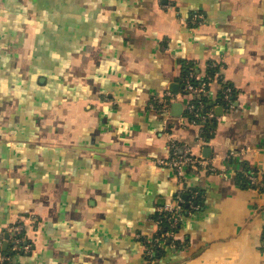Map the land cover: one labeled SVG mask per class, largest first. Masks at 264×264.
Returning <instances> with one entry per match:
<instances>
[{"label":"crops","instance_id":"0c3cea01","mask_svg":"<svg viewBox=\"0 0 264 264\" xmlns=\"http://www.w3.org/2000/svg\"><path fill=\"white\" fill-rule=\"evenodd\" d=\"M0 39V247L9 225L39 221L14 264H264V191L240 178L264 173V0H0ZM185 61L236 92L223 106L212 83L208 140ZM168 89L165 115L150 105ZM171 141L216 172L160 169ZM180 193V231L147 261Z\"/></svg>","mask_w":264,"mask_h":264},{"label":"built area","instance_id":"2783aa9c","mask_svg":"<svg viewBox=\"0 0 264 264\" xmlns=\"http://www.w3.org/2000/svg\"><path fill=\"white\" fill-rule=\"evenodd\" d=\"M203 16H195L194 19H202ZM217 67L216 65H212ZM220 74L216 73L215 77H219ZM196 81H201L199 85H194L190 82L185 86V90L192 92L195 95H208L210 92V87L214 82L213 79L208 78V82L202 81L198 76L193 74L190 75ZM231 90H228L225 94V100L230 96ZM180 96L173 94L169 89L164 91L163 94L156 99L157 103L151 102L150 107L162 114L169 115L171 106L179 100ZM162 104V108H158L157 105ZM187 112L193 115V124H197L198 121H211L214 119L215 114L213 111H205L203 105H189L187 107ZM171 155L167 159H162L156 161V165L162 170H173L179 177L180 180L183 179L186 170L193 171L195 173L199 172H210L215 173L216 169L214 167L213 160L207 159L201 155H196L193 153L192 149L188 146H179L174 141L170 142ZM247 181L253 186L256 191H264V178L262 173L256 175L247 174ZM185 200L183 199V194H178L174 201L165 204L163 207L159 208L160 213L169 214V224L172 228H177L181 226L182 213L184 212ZM195 205H192L194 208ZM36 221L35 216H29L25 219L16 221L15 223L9 225L4 232H2V240L6 241L5 235H9L7 240L8 249H11L13 253H21L23 255H31L35 251V239L36 233L34 232L33 224ZM170 234H167L169 236ZM264 235V234H263ZM264 243V239H263ZM7 249V250H8ZM152 259V255L149 256ZM12 258L7 255L6 250H0V264H11ZM155 262V261H154Z\"/></svg>","mask_w":264,"mask_h":264},{"label":"trees","instance_id":"16d2710c","mask_svg":"<svg viewBox=\"0 0 264 264\" xmlns=\"http://www.w3.org/2000/svg\"><path fill=\"white\" fill-rule=\"evenodd\" d=\"M11 7H9L10 9ZM1 40V39H0ZM3 42V41H0ZM22 42L21 38L9 41L7 44V46H11V48L13 47H17L19 46V44ZM4 61L0 60V63H3ZM25 66L27 65V63H23ZM213 63H209V68L207 71V77L202 79V81L208 82V78H211L214 80V82H218V85H220V91H219V97H218V101L221 105L226 106L227 103L230 99L233 98V100H235L236 98V92L234 91L233 87L228 83L225 82L224 79L222 78V76L220 75L219 77H215L216 73H219V68L218 67H213L212 66ZM45 74V73H43ZM193 74L195 76H199L198 75V71L197 68L195 67V65L193 63H187L186 61L183 63V78H184V89H183V94L185 96H191L192 100L190 102V104L196 105V106H200L203 105L205 108V111H213V104L211 101V97H210V93L208 95H195L192 92H188L185 90V86L187 85L188 82L194 84V85H199L201 83V81H196L193 78H190V75ZM228 90H231L230 92V96L227 100H225V94L227 93ZM22 92V96H26V98H30L32 97V93H29L27 88L26 89H21ZM154 103H157V100L153 101ZM162 104H158L157 107L158 108H162ZM214 112V111H213ZM188 117L190 118V120H193V115L191 113L188 112ZM216 118L213 119V121H203L200 120L198 121V125H200L203 130H204V137L208 140L210 139V137L212 136V133H210L209 131L212 130L214 128V125L212 122H215ZM246 173L247 174H253L256 175L259 173V171L251 169V168H246L245 174L241 175V180L244 182V184L246 185V187L249 188H253V186H251V184L247 181L246 179ZM262 176L264 178V173H262ZM183 215V213H182ZM156 219V222L159 224V231L156 235V237L154 238V240L150 243H147L146 245V251H145V258L147 261L151 260V261H155V259L160 258L163 254V245H169L170 242H172L175 236H177V234L180 231V226H178L177 228H172L169 224V214H165V213H160L158 212ZM29 217V216H27ZM25 217V218H27ZM24 218V219H25ZM22 220V219H20ZM38 226H39V221L36 218L35 223L33 224V228H34V232L38 233ZM167 234H170V236H167ZM263 239H264V235H263ZM8 249V248H7ZM0 250H2V248L0 247ZM7 255H9L12 258L11 264H14L15 258L17 256H30V255H23L21 253H13L11 249L6 250ZM150 255H152V259H150Z\"/></svg>","mask_w":264,"mask_h":264},{"label":"water","instance_id":"95a60500","mask_svg":"<svg viewBox=\"0 0 264 264\" xmlns=\"http://www.w3.org/2000/svg\"><path fill=\"white\" fill-rule=\"evenodd\" d=\"M176 106L179 107L180 105H176ZM206 151L208 152L209 149H207ZM184 200L187 201V197L186 196L184 197ZM5 239H6V241H4L3 248H2L4 251L7 250V247H8V243H7V240L9 239V235L8 234L5 235Z\"/></svg>","mask_w":264,"mask_h":264}]
</instances>
